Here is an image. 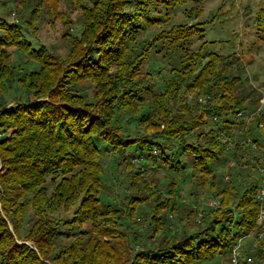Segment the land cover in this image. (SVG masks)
<instances>
[{
    "label": "rangeland",
    "instance_id": "rangeland-1",
    "mask_svg": "<svg viewBox=\"0 0 264 264\" xmlns=\"http://www.w3.org/2000/svg\"><path fill=\"white\" fill-rule=\"evenodd\" d=\"M96 1L0 0V66L5 61L14 70L15 76L37 72L43 67L41 62L28 57L16 46L19 36L36 51L43 49L47 55L61 59L63 66L85 51L80 62H97L96 54L102 52L108 59L103 62L106 63L111 58L109 50L119 43L121 56L106 65V77L96 79L95 82L83 78L73 84L71 76L75 73L69 72L62 74L59 80L62 84L65 78L70 77L69 95L79 98L62 100L79 103L77 105L80 106L75 108L70 105V113L81 107L97 114V109L100 108L96 105L95 83L103 84L107 77L114 83L111 88L115 89L116 101L114 97L109 100L113 102L114 108L101 112V118L109 122L107 129L117 135V138L128 141L129 145L124 150L116 151L107 147L102 139L93 138L99 152L102 188L92 195L99 200L100 207L108 211L101 226L110 229L112 226L109 220L112 216L117 231L113 236L96 235L92 222L80 224L74 220L81 200L87 196L86 187L74 194L70 206H58L52 210L42 206L36 208L38 200L24 191L26 186L23 183L27 180L10 174L6 164L9 156L1 158L0 155V217L4 220V223H0V230L4 229V224L11 232L15 246H19L15 248L25 246L38 259L35 261L34 258L25 256L20 260L21 250H12L13 246L7 248L3 239L0 242V262L9 257L16 260V264H78L77 256L73 257L68 252L75 246L83 248L91 242V238L97 240V250L103 245L118 247L117 240L128 246L124 240L125 235L134 240L129 243L134 249L130 256L133 259L138 251L145 248L156 249L161 244L165 245V242L178 240L183 234H192L210 225L212 211L222 210L221 193L209 186H201L199 178L202 176L191 166L190 161L185 163L186 168L180 170L167 168L160 154H165L166 151L167 154L182 159L177 139L179 136L177 140L165 138V125L155 120V112H160L157 104L165 111V86L173 75L178 77L174 82L180 85L179 93L189 110L195 94L187 89L188 83L211 54H217L232 63L241 62L243 69L239 70V76L242 83L238 88L247 90L251 87L260 95L258 102H245L246 116L243 122L239 120L240 125L230 127L227 131L220 130V134L226 135H222L220 140L225 144L229 155L226 167L216 168L218 182L221 186L232 182L237 187L235 195L240 197L250 182L263 176L260 169L264 168V158L258 155V151H264V132L260 133L258 129L261 125H256L253 121L264 108V97L261 98L264 95V39H261L256 25L263 0H129L124 12L111 9L106 18L100 16L99 23L95 20L92 36H86L83 34L84 11H90L92 15ZM116 14L121 17L120 23H117L118 19L115 20ZM9 26H16L18 32L13 30L9 33ZM110 27L117 30L116 36L109 37ZM187 30L191 34L178 39ZM76 48L78 49L74 52ZM192 59L200 62V66L194 71L191 70L195 67L192 64L186 69ZM36 84L39 85V81ZM7 86L13 87L0 91V147L8 149L9 145L18 143L25 133L23 126L9 120L6 113L21 103L50 102L53 98L47 95L35 97L31 90L21 91L16 82L8 83ZM206 99V96H199L198 102L205 104ZM170 100L174 99L167 98V106L174 116L180 115L182 100ZM198 114L200 109L190 115L185 114L182 120L191 123L193 116ZM256 128L258 129L255 130ZM200 129L202 127H198V124L196 127L192 126L184 135V141L196 142ZM246 129H251L247 137H257L262 148L252 143L248 148L250 141L243 142L241 137V131ZM144 137L150 139V142H158L162 149L157 146L154 147L156 150H142L141 139ZM236 143L239 148H235ZM246 150L255 151L258 158L252 160L247 156L245 159ZM48 156L50 155H45ZM67 165L64 164V167L71 168L69 177L76 176L82 169L80 166ZM252 166L255 167V172L249 170ZM62 175L63 172H54L41 178L36 182V188L42 194L50 196L60 185ZM8 187H17L12 192L14 199H2ZM148 190L157 195L156 199L149 196ZM257 190L258 188L256 195ZM5 207L11 211L10 214L3 210ZM116 211L119 214L115 215ZM235 219H238L237 211H234L233 222ZM258 230L257 227V231L252 233L253 230L236 241L242 252L249 254L252 251L254 235L261 239ZM46 231H52L51 241L54 243L49 248L48 255L41 254L34 243L35 238ZM73 245L74 248H71ZM41 246L45 249V245ZM64 253H67L65 259L59 260ZM196 264L229 263L223 258H216Z\"/></svg>",
    "mask_w": 264,
    "mask_h": 264
},
{
    "label": "trees",
    "instance_id": "trees-1",
    "mask_svg": "<svg viewBox=\"0 0 264 264\" xmlns=\"http://www.w3.org/2000/svg\"><path fill=\"white\" fill-rule=\"evenodd\" d=\"M128 4L129 0H97L94 4L95 11L92 15L90 11H84L85 27L83 34L92 36L95 20L99 23L100 16L106 18L111 9L124 12L123 9ZM117 19V23H120L121 17L118 14L115 15V20ZM256 25L261 39H264V0L257 14ZM7 30L9 33L13 30L18 32L16 26H9ZM116 32V29L110 27L109 37L116 36ZM190 34L189 30H187L180 34L178 39ZM86 36L85 39H87ZM16 46L23 50L28 57L41 62L43 67L37 72H25L21 76H15L14 70L4 61L3 65L0 66V91L9 90L13 86L8 87L7 84H15L16 82L19 90H31L35 97L47 95L53 98L51 99L53 101H41L36 104L21 103V105L6 113V116H9V120L23 126V132L26 135L24 134L18 143L9 145L8 149L0 147L1 158L9 156V161L6 163L8 164L9 173L19 179L27 180L23 183L26 186L24 191L31 193L33 199L38 200L36 201V208L42 206L52 210L58 206H70L73 203L71 198L74 197V194L79 192V189L86 187L85 190H88L87 196L81 200L74 220L80 224L87 221L92 222V229L96 235L108 236L110 234L113 236L115 231H117L114 220L111 216L109 222L112 227L110 229L106 226H101L102 221L106 217L105 213L108 211L106 212L100 207L99 200L94 199L92 194L100 192L102 188L99 152L93 142V138L102 139L107 147L116 151L124 150L129 145L128 141L126 142L123 138H117V135L107 129L109 122L101 118V112L114 108L113 102L109 101L115 96V89L111 88L114 83L108 77L103 84L95 83L96 105L100 108V110L97 109V114L81 107L70 113V109L80 106L77 105L79 103H69L62 100H68L71 97L73 100H79V98L69 95L70 77L65 78L62 84L59 80H61L60 76L62 74L69 72L75 73L71 76V83L73 84L83 78L95 82L94 80L96 79L103 76L106 77L108 71L106 65L113 60H117L116 57L121 56L122 50L119 43L117 42L115 47L109 50L108 53L111 54V58L106 63L103 62L108 59L103 56L102 52H97V62H87V60L80 62L79 59L84 56L85 51L77 59L69 61L64 66L63 62L60 61L61 59L58 60L55 56L47 55L45 53L46 50L43 49L36 51L20 36ZM113 54L114 56H112ZM191 64L195 66L191 69L192 71L200 66V62L197 59H192L186 69ZM67 67L68 71H66ZM236 69L238 71H235ZM240 69H243L241 62L232 63L217 54H211L193 76L192 81L188 83L187 89L195 94V97L191 100L192 104L189 110L185 107L186 104H184V100L179 93L180 85L174 82L178 77L173 75L165 86V111L160 104H157L160 112H155V120L161 121L165 125V131H163L165 138L179 139V146L181 147L182 159L169 155L166 151L165 154H160L167 168L169 170H175V168L180 170L186 168L185 163L190 161L192 162L191 166L198 170L201 174L200 177L202 176V178H199L201 186H209L214 191L219 190L221 193L222 210L212 211L209 217L210 225L195 233L183 234L178 240L170 243L165 242V245L161 244L156 249L145 248L140 252H134L136 255L134 254L133 259L130 256L133 254L134 249L129 246L133 239H128L127 235H125L124 240H126L128 246L121 240H117L118 247L115 245L114 247H105L103 245L99 250L96 249L95 245L97 240L91 238V242L87 243L83 248L80 246H75L74 248L73 245L71 248L74 249L68 251L71 256H77L79 259L78 264H119L122 259L125 260L121 264H196L216 258L220 260L223 258L230 264L231 251L237 245L236 241L246 234L249 235L253 230L252 233L257 231L256 219L260 207V202L255 193L259 185V178L250 182L246 191L240 197H237L235 195L237 187L232 182L221 186L218 182L219 174L216 172V168L226 167L225 163L228 161L227 157L229 155L225 150V144L220 140V137L222 139V135H224L220 134V130L227 131L230 127L240 125L241 122L239 120L243 122V119L238 116V112L244 111L245 102H258V96H260L251 87L247 90L238 88L242 83L239 76L241 73ZM182 76L186 77L185 74H182ZM36 81H39V85L36 84ZM97 86H101V88H97ZM199 96H206L207 103H199ZM263 97L264 95L261 96V98ZM167 98L182 100L181 116H174L170 107L166 104ZM114 100L116 101L115 97ZM70 105L74 107L71 108ZM199 109L200 114L193 116L191 123L182 120L185 114L190 115ZM253 121H255L256 125H261L260 129L256 128L255 130H260V133L264 132V108L261 110L259 117L254 118ZM197 124L198 127H202V130L200 129L196 136V142L188 143L184 141V135L190 131L192 126L196 127ZM250 130L241 131L243 142L250 141L248 148L251 143L257 145L258 148H262V144L257 137H247L250 135ZM141 141L142 150L148 151L157 146L160 148L158 142H153L154 140L150 142V139L146 137L142 138ZM235 148H239L237 143ZM153 150L156 149L154 148ZM162 152L164 151L162 150ZM46 154L50 156L45 157ZM224 155H227L226 158H222ZM258 155L264 158V151H258ZM258 155L256 157V152L253 150L245 151V159L250 156L249 158L255 160ZM245 163L243 164L245 165ZM64 164H68L67 166H80L82 169L76 176L69 177L71 168H65ZM249 170L255 172V167L252 166ZM54 172H63L60 185L57 186V189L50 196H47L46 193L42 194L41 190L37 189L38 187L36 188V182ZM137 172L139 175V171ZM14 190H17V187H8L7 193L2 199H14L12 194ZM151 191L148 190V193L150 192L149 196L156 199L157 195ZM3 210L9 214L11 213L6 207ZM234 211L238 212V219L233 222ZM116 214L119 213L117 212ZM0 223H4L1 217ZM2 227L4 229L0 230V242H3L4 239V245L7 248L13 246L12 250H21L20 260L25 258V256L32 257L35 261L38 260L36 254L27 247L20 246V248L16 249L15 247L19 246H15L11 232L4 227V224H2ZM256 236L254 235V247L249 254L244 253L245 251L242 252L241 248L239 264H264V237L259 239ZM52 238V231H46L45 234L35 238L34 243L41 254L48 255L49 248L54 245L53 241H51ZM41 245H45V249ZM66 254L64 253L59 260H64ZM14 262L16 260L8 257L4 258L0 264H16Z\"/></svg>",
    "mask_w": 264,
    "mask_h": 264
},
{
    "label": "built area",
    "instance_id": "built-area-1",
    "mask_svg": "<svg viewBox=\"0 0 264 264\" xmlns=\"http://www.w3.org/2000/svg\"><path fill=\"white\" fill-rule=\"evenodd\" d=\"M245 111L238 112V116L245 118ZM264 169L261 168L260 171L263 176L259 177V185L257 190V198L260 202L259 213L256 219V225L259 228V237H264ZM241 257V250L239 249V245L237 244L231 251L230 264H239V258Z\"/></svg>",
    "mask_w": 264,
    "mask_h": 264
}]
</instances>
